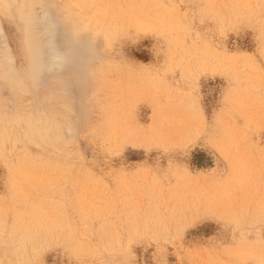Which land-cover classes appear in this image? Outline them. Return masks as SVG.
<instances>
[{
  "label": "rangeland",
  "instance_id": "obj_1",
  "mask_svg": "<svg viewBox=\"0 0 264 264\" xmlns=\"http://www.w3.org/2000/svg\"><path fill=\"white\" fill-rule=\"evenodd\" d=\"M0 264H264V0H0Z\"/></svg>",
  "mask_w": 264,
  "mask_h": 264
}]
</instances>
